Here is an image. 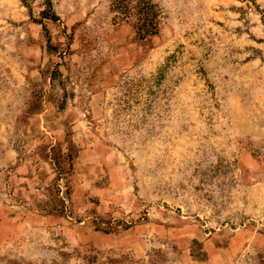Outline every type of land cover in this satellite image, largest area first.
<instances>
[{
	"label": "rangeland",
	"instance_id": "1",
	"mask_svg": "<svg viewBox=\"0 0 264 264\" xmlns=\"http://www.w3.org/2000/svg\"><path fill=\"white\" fill-rule=\"evenodd\" d=\"M0 0V264H264V0Z\"/></svg>",
	"mask_w": 264,
	"mask_h": 264
},
{
	"label": "trees",
	"instance_id": "2",
	"mask_svg": "<svg viewBox=\"0 0 264 264\" xmlns=\"http://www.w3.org/2000/svg\"><path fill=\"white\" fill-rule=\"evenodd\" d=\"M47 11H43L44 12V17H48V15H49V13L48 12H50V0H47Z\"/></svg>",
	"mask_w": 264,
	"mask_h": 264
}]
</instances>
